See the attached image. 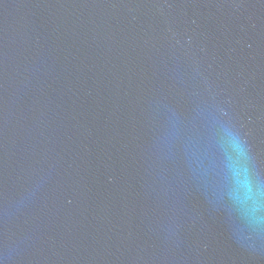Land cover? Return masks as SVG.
Masks as SVG:
<instances>
[{
	"label": "water",
	"instance_id": "water-1",
	"mask_svg": "<svg viewBox=\"0 0 264 264\" xmlns=\"http://www.w3.org/2000/svg\"><path fill=\"white\" fill-rule=\"evenodd\" d=\"M0 264H264V0H0Z\"/></svg>",
	"mask_w": 264,
	"mask_h": 264
}]
</instances>
